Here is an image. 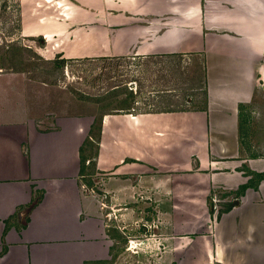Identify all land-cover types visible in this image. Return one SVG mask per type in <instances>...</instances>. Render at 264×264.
Segmentation results:
<instances>
[{
	"label": "crops",
	"instance_id": "1",
	"mask_svg": "<svg viewBox=\"0 0 264 264\" xmlns=\"http://www.w3.org/2000/svg\"><path fill=\"white\" fill-rule=\"evenodd\" d=\"M11 1L42 57L128 69L99 115L0 70V264H99L126 227L144 264H264L245 127L264 104V0Z\"/></svg>",
	"mask_w": 264,
	"mask_h": 264
},
{
	"label": "rangeland",
	"instance_id": "2",
	"mask_svg": "<svg viewBox=\"0 0 264 264\" xmlns=\"http://www.w3.org/2000/svg\"><path fill=\"white\" fill-rule=\"evenodd\" d=\"M10 4L14 3L11 0H0V70L25 72L35 78L37 85L46 84L67 93L73 100L81 101L85 105L84 112L89 115L92 107L94 114L99 115L108 111L110 106L122 105L113 95L112 88L115 84L123 85L126 79L123 71L128 69V63L106 57L82 60L44 58L38 54L41 42H33L32 39L18 34L19 19L16 10L1 12L3 5ZM118 90L122 95L123 89ZM138 96L142 99L140 93ZM140 105L147 107L148 102L142 101ZM253 107L251 125L245 127L248 129L247 133L252 134L250 143L255 147V153L261 150L264 154V104L256 100ZM220 203L217 207L213 205L211 211L215 212L216 208L223 210L224 204L218 202ZM153 230L151 226H147V230H142L141 233L153 236ZM121 235L118 234L110 258L99 264H144L146 256L148 261L154 260V251L146 252L145 255L143 252H134L140 242L136 238H130V235H136L133 229L126 227L124 236ZM128 240H134V246L131 245L133 248L129 247Z\"/></svg>",
	"mask_w": 264,
	"mask_h": 264
},
{
	"label": "trees",
	"instance_id": "3",
	"mask_svg": "<svg viewBox=\"0 0 264 264\" xmlns=\"http://www.w3.org/2000/svg\"><path fill=\"white\" fill-rule=\"evenodd\" d=\"M60 60H63V59H60ZM256 177H257V180L264 178V173L263 174H257Z\"/></svg>",
	"mask_w": 264,
	"mask_h": 264
},
{
	"label": "built area",
	"instance_id": "4",
	"mask_svg": "<svg viewBox=\"0 0 264 264\" xmlns=\"http://www.w3.org/2000/svg\"><path fill=\"white\" fill-rule=\"evenodd\" d=\"M128 241H129V247H131V245L134 242V240H128Z\"/></svg>",
	"mask_w": 264,
	"mask_h": 264
},
{
	"label": "bare ground",
	"instance_id": "5",
	"mask_svg": "<svg viewBox=\"0 0 264 264\" xmlns=\"http://www.w3.org/2000/svg\"><path fill=\"white\" fill-rule=\"evenodd\" d=\"M132 246H134V245H132ZM132 246H131V248H133Z\"/></svg>",
	"mask_w": 264,
	"mask_h": 264
}]
</instances>
